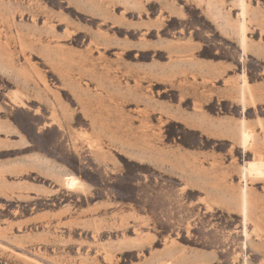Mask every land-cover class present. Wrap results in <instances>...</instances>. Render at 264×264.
Returning <instances> with one entry per match:
<instances>
[{
  "label": "rangeland",
  "instance_id": "rangeland-1",
  "mask_svg": "<svg viewBox=\"0 0 264 264\" xmlns=\"http://www.w3.org/2000/svg\"><path fill=\"white\" fill-rule=\"evenodd\" d=\"M251 161L264 0H0V264H264Z\"/></svg>",
  "mask_w": 264,
  "mask_h": 264
},
{
  "label": "bare ground",
  "instance_id": "bare-ground-1",
  "mask_svg": "<svg viewBox=\"0 0 264 264\" xmlns=\"http://www.w3.org/2000/svg\"><path fill=\"white\" fill-rule=\"evenodd\" d=\"M246 170L248 174L253 177L264 175V166L263 163L260 161H251L250 163H248V167L246 168ZM65 181L71 186H75L78 182L77 179L72 177H67Z\"/></svg>",
  "mask_w": 264,
  "mask_h": 264
}]
</instances>
